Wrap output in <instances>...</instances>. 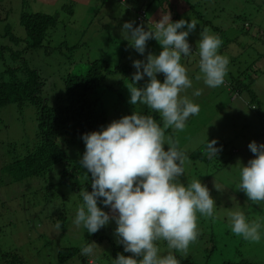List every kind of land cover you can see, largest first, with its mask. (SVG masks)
Returning a JSON list of instances; mask_svg holds the SVG:
<instances>
[{"label": "rangeland", "instance_id": "374dc122", "mask_svg": "<svg viewBox=\"0 0 264 264\" xmlns=\"http://www.w3.org/2000/svg\"><path fill=\"white\" fill-rule=\"evenodd\" d=\"M75 1L76 4L68 0L45 2L0 0V45L17 46L21 49L20 54L16 56L11 54V49L4 51V56L0 59V79L8 80L9 69L26 63L30 68L37 70L43 82L41 95L46 97L50 104H54L57 101L56 97L61 98L62 80L67 75L68 68L81 69L87 62L96 59H105L111 67L127 65L134 68V60H144L149 52L159 55L163 50L159 43L154 44L153 39L152 43H149L151 51L140 55L131 47L129 40L121 35L125 22L135 21V26L146 22L144 25L147 30L148 26L151 27L150 21L158 20L159 16L152 17L154 13H158L157 9L147 12L148 19L143 18L139 9L140 3L136 5V2L143 0H112L116 4L114 11H110L108 0ZM168 1L171 3L168 9L175 13V18L172 17L173 21L180 19H186L189 22L191 19L198 21L196 30L188 37L189 43L198 52L197 42L200 40V32L203 28H207L209 34L218 35L221 38L223 43L218 50L219 54L229 59L225 83L219 87L210 88L205 85L203 75L200 73L199 57L195 54L186 58L182 57L181 62L188 69L192 87L182 92L181 97L187 96L193 103L199 105L200 111L198 115L189 117L183 131H174L169 128L165 135L171 136L173 141H178L179 149L185 151L187 156L194 152L204 155L203 150L208 140L218 141L216 145L218 148L221 141H228L230 146L227 153H231L229 156L231 159L226 162L220 160L225 162L223 165H220L217 160L205 164L188 156L184 164L185 172L180 180L185 185L193 179L201 180L210 189L216 203H220L217 205L218 210L225 214L230 215L234 211H240L249 221H255L254 217L258 216L262 224L261 240L249 241V244L239 249V253L242 258L264 264V216H260L263 215L264 210L258 207L256 210L245 209L246 203L250 200L237 187L241 181L242 165H247L254 156L248 145L252 141L264 144V129L262 131L257 121L260 116L254 114L249 105L245 104L248 98L243 95L239 97L228 86V83L236 79L239 74V84L246 82L245 86H249L255 92V105L262 110L261 118L264 121V0ZM66 4L71 5L72 13L71 10L66 9ZM188 5L192 7L189 8ZM22 12H44L58 16L57 28L52 33L51 39L44 43L45 46L23 51L26 45V34L19 23ZM243 17L248 20L243 21ZM214 26L217 27V31L214 30ZM6 29H11L10 32L19 38L13 41L10 35L5 34ZM134 70L136 72L135 68ZM16 74L23 77L21 72ZM197 75L201 76L200 80H196ZM160 77L164 75L158 74L157 78ZM148 79L145 76L138 86H144ZM111 81L115 82V80ZM128 84L131 82L123 81L116 85L118 89H126L125 96L122 98L116 96L114 99L117 104L124 105L120 111L122 117L132 115L131 107H139L129 103ZM197 90L201 92L198 96L194 94ZM105 107L112 110L116 106L105 104ZM141 111L142 109L138 110L140 113ZM118 119L111 114L103 127ZM36 130V109L32 104L25 103L19 106L10 102L0 107V164L23 155L27 149L31 148L36 142ZM58 143L66 151L71 163L66 173L60 164H55L56 168L52 173L54 183L59 184L62 181L59 185L61 195L57 193V195L48 196L49 190H54L55 185L47 189L46 186L50 181L47 176L38 180L33 187L20 184L9 188L6 183L0 184V264H8L12 259V252L19 250L29 259L30 264H51L49 258L56 260L59 248L80 246L86 240L84 231L80 229L82 226L72 227L70 224L67 227L68 213L78 205V192L73 191V188L76 186L79 193L85 188L92 191L91 174L80 165L85 144L81 137L67 138ZM167 148L168 146L165 145V150ZM232 148H236L233 150L235 153ZM227 155H222L220 159H227ZM4 176L6 177V173L0 171V179ZM215 183L219 185L220 191L216 190ZM62 199L66 207L62 204ZM56 211L60 215V222H64V228L60 227L58 239L53 218ZM105 211L111 210L107 208ZM197 216L199 227L202 226L200 220L209 218L199 213ZM112 222L102 229L107 237L117 242L118 238L115 236L117 225L114 221ZM225 222L224 229L231 230L230 218H226ZM229 237V232L224 234V239ZM48 239L49 241L53 239L52 243L56 242V245H50L46 242ZM104 243L106 242L101 240L96 243L95 251L98 254L91 260L93 264H110L111 255L109 249L106 254ZM159 247L161 255H167L170 251L166 242L161 241ZM194 248L195 242L190 244L186 253L171 251L174 255L180 253L187 256L194 254ZM39 250L41 251L38 254ZM103 252L105 256L102 255ZM101 256L104 260L100 259ZM235 257L236 253L232 255V258Z\"/></svg>", "mask_w": 264, "mask_h": 264}, {"label": "clouds", "instance_id": "9594fccd", "mask_svg": "<svg viewBox=\"0 0 264 264\" xmlns=\"http://www.w3.org/2000/svg\"><path fill=\"white\" fill-rule=\"evenodd\" d=\"M135 24L125 22L121 29V35L132 48L144 55L148 42L154 39L163 50L159 55L149 52L144 60L133 61L136 72L132 83L127 85L129 103L147 106L160 115L163 123L152 115L135 111L81 137L85 152L80 165L91 174L92 191L84 189L79 193L83 203L73 222L77 227L83 225L89 234L115 222L117 242L131 255L119 254L112 264H180L171 250L186 253L199 236L197 213L213 217L216 207L210 189L201 180L193 179L187 185L181 182L188 156L179 149L178 141L165 135L169 128L183 131L189 117L200 111L199 105L187 96L181 97L182 92L192 87L188 69L181 61L192 53L188 37L196 30L198 21H173L171 13L164 12L159 20L150 21L147 30L144 23ZM222 43L218 35L209 34V29L201 30L197 42L199 69L210 88L225 83L229 59L219 54ZM161 73L165 77L163 82L157 78ZM145 76L148 81L138 86ZM200 79L197 75L196 80ZM194 94L198 96L201 92L197 90ZM217 143L207 141L203 151L208 159L218 158L222 151V147H216ZM248 147L255 158L242 165L237 187L249 200L261 202L264 144L252 141ZM215 188L220 191L216 183ZM99 203L111 211L102 210ZM230 224L235 235L251 242L261 240V222L249 221L243 212H232ZM56 227L59 229L60 224ZM160 241L166 242L170 250L167 255H161ZM96 246L95 242L87 244L81 254L92 255Z\"/></svg>", "mask_w": 264, "mask_h": 264}, {"label": "trees", "instance_id": "16d2710c", "mask_svg": "<svg viewBox=\"0 0 264 264\" xmlns=\"http://www.w3.org/2000/svg\"><path fill=\"white\" fill-rule=\"evenodd\" d=\"M39 1L45 2L50 0ZM68 1L76 4L73 0ZM143 1L144 4H141L139 9H141V15H144L146 19L149 18L147 12L152 9L159 10L158 13L152 15V17L156 18L159 16L158 20L161 18V15L167 11L171 13V17L175 16L171 12L173 10L170 11L168 9L171 4L168 0ZM108 6L110 11H114L116 4L112 2V0H108ZM191 7L192 6H190V8ZM66 9L70 11L71 5L66 4ZM246 20L248 19L243 17V21L246 22ZM19 23L26 34L24 51L26 49L45 46L44 43L51 39L52 33H54L57 28L58 16L44 12H22L19 17ZM10 30L11 29H6L5 34L10 35V38L15 41L19 37L11 33ZM214 30L217 31L216 26H214ZM149 43H152V40L148 42L146 52L151 51ZM156 43L158 42L155 40L154 44ZM6 49H11V54L13 56L19 55L21 52V49L17 46L12 47L10 45V47H8L0 45V59L3 58ZM192 49L191 54H195L199 57V52L193 46ZM17 72H21L23 77L18 76L16 74ZM8 73L10 76L8 80L0 79V107L10 102H14L19 106L25 103L32 104L36 109L37 130L36 142L31 148L27 149L23 155L16 156L9 162L3 161L0 164V171L6 173V177H1L0 184L4 185L6 183V186L9 188H13L20 184H24L25 187H33L38 180L47 176L50 180L46 186L47 189L55 185V191L49 190L48 196L57 195V193L61 195L59 185L62 181L59 182V184L54 183L52 173L56 168L55 164H60L64 169V173H66V169L71 163L69 156L58 141L67 138L72 139V137H82L85 133L92 131H100L107 122V117L109 119L111 114L121 119L122 114L120 111L124 105H122V103L117 104V101L114 99H116V96L118 98L125 96L124 90L126 89H118L116 85L123 81H130L132 83L131 79L135 70L127 65H115L111 67L105 59L89 61L81 69L68 68L67 75L64 76L62 80L63 89L60 96L61 98L56 97L57 101L54 104H50L47 98L41 95L43 82L36 69L30 68L24 63L20 67L9 69ZM164 78L165 77H160L159 80L163 82ZM111 80H115V82ZM238 81L239 74L236 79L228 83V86L231 90L236 92L239 97L243 95L248 98V102L245 104L249 105L254 114L260 116L257 121L263 131L264 121L261 118L263 112L255 105L256 94L249 86H245L246 82L240 85ZM111 100L114 101L112 102ZM105 104L116 107L110 110L105 107ZM138 106L139 107L134 108L131 107L132 114L142 109L141 114L152 115L159 123L162 122L158 113L152 112L145 105L138 104ZM126 109H128V104H126ZM229 146L230 143L228 141L220 142L219 148L222 147V151L219 153L218 158L208 159L199 152L188 154V156L205 164H210L212 161L217 160L220 165H223L227 160L231 159L229 158L231 153H227ZM235 149L236 148H232V151ZM222 155H227V159H220ZM254 158L255 156L251 159ZM220 160H224L225 162H220ZM85 189L89 191L88 188ZM73 191L78 192V205L77 208H72L68 213L67 227L70 226V224L72 227L75 225L72 221L75 219L78 207L83 203L82 197L79 195L76 186L73 188ZM62 201V204L66 207L65 201L63 199ZM218 204L220 203H216L215 215L213 217L200 220L202 226L199 227L201 230H199V236L195 241L194 254L183 256L180 253H176L175 256L180 261V264H215L216 262H218L216 264H259L251 259H245L240 256L239 249L249 244V241L242 239L241 236L235 235L228 228L224 229L226 226L225 219L230 218V215L223 213V211H219L217 208ZM254 205H256L255 208H253ZM98 206L104 211L107 209L102 203H99ZM257 207L264 210V201L253 202L250 200L246 203L245 209L251 208L256 210ZM61 210L64 209L61 208ZM58 215V211L53 215L55 222L54 228L57 229V223L60 224V227L64 228V222H60V215ZM260 216H264V212L263 215ZM254 220L259 221V217L255 216ZM81 226L80 229L84 231L86 237L84 244L59 248L56 254V260L49 258L51 264H93L91 260L96 258L98 254L95 251L97 246L92 255H82L81 249L91 242L97 243L100 240L101 242H106L104 243L106 254H108L109 249L111 255L110 264H112L113 259H116L119 254L125 256L131 255V253L124 252L122 244L107 237L103 229L93 235L89 234L83 225ZM59 231L60 228L57 229V239ZM228 232L230 233V237L224 239V234ZM54 234L55 230L53 229V235ZM90 236H92V240H90ZM50 241L48 239L46 242L50 243V245H56V242L52 243L53 239ZM160 244L161 241L158 242V245ZM40 251L41 250L38 251V254ZM234 253H236V257L232 258ZM106 254L104 252L102 253L104 256ZM100 259L104 260L102 256ZM8 264H30V262L25 254L19 250L17 252H12V259Z\"/></svg>", "mask_w": 264, "mask_h": 264}, {"label": "crops", "instance_id": "0c3cea01", "mask_svg": "<svg viewBox=\"0 0 264 264\" xmlns=\"http://www.w3.org/2000/svg\"><path fill=\"white\" fill-rule=\"evenodd\" d=\"M73 1H75V0H73ZM75 2H76V1H75ZM139 3H140V5H141V4L143 5V4H144V1H143V2H142V1H141V2H140V1L136 2V5L139 4ZM164 3H165V2H164ZM103 5H104V4H103ZM118 13H119V9H118Z\"/></svg>", "mask_w": 264, "mask_h": 264}, {"label": "built area", "instance_id": "2783aa9c", "mask_svg": "<svg viewBox=\"0 0 264 264\" xmlns=\"http://www.w3.org/2000/svg\"><path fill=\"white\" fill-rule=\"evenodd\" d=\"M143 16V15H142Z\"/></svg>", "mask_w": 264, "mask_h": 264}]
</instances>
